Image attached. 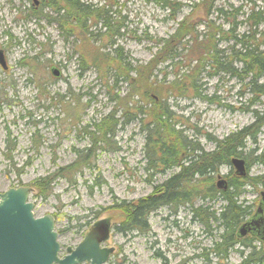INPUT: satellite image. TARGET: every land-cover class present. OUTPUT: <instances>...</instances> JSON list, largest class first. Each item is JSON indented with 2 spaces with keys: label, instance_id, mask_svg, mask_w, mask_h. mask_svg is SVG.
Here are the masks:
<instances>
[{
  "label": "rangeland",
  "instance_id": "rangeland-1",
  "mask_svg": "<svg viewBox=\"0 0 264 264\" xmlns=\"http://www.w3.org/2000/svg\"><path fill=\"white\" fill-rule=\"evenodd\" d=\"M35 1L0 0V51L6 65L0 66V192L19 186L30 188L27 199L33 203L34 216L48 214L54 219L59 256L66 254V247L74 248L89 226L104 221L110 232L102 246L112 249L107 264H240L249 249L235 246L228 250L225 260L211 252L220 230L207 214L220 209L222 201L218 199H195L193 208L202 207L195 216L189 206L175 212L161 206L150 213L148 230L142 233L115 230L125 218L119 208L122 202L155 194L164 180L178 172L176 167L164 170L159 166L154 170L148 166L149 159L154 158L153 150L151 146L146 150L139 120L129 118L115 128L113 137L98 142L100 148L93 150L92 167L84 166L75 173L66 167L79 152L90 148L91 124L112 111V98H122L131 90L125 82L112 85V59L128 57L125 61L131 64L153 59L161 40L169 37L181 20L194 25L198 40L212 36L217 27L226 33L231 24H235L234 34L238 35L250 37L253 29L252 43L261 50L262 26L254 29L252 25L258 13L264 15V0H217L207 15L197 7L200 0H170L182 8L174 19L155 0H89L112 6V12L120 11L118 23L125 17L115 58L106 47L108 37L101 38V31L93 30L94 35L99 33L97 41L93 37L86 41L77 33L65 38L66 33L62 35L58 25L48 21L54 16L52 11ZM220 8L227 14L219 12ZM228 34L223 39L212 38L214 50L227 58L232 44L226 41ZM185 41L177 47L182 54L191 44L188 38ZM166 64L157 66L152 82L164 98L168 96L173 127L205 152L215 149V141L248 127L254 138L244 139L239 158L245 161V167L249 163L248 176L263 174L264 165L257 158L264 157V96L257 90L264 84V74L250 85L248 74L244 77L238 71L236 77L208 67L197 77L200 89L183 97L168 84L181 68L171 69ZM50 67L58 68L59 76L54 77ZM239 67L238 63L233 66L236 70ZM177 85L181 87L182 83ZM137 104L149 111L146 104ZM234 175L242 177L232 165H224L211 177L215 187L221 189L217 181H227ZM45 176L52 183L50 194L43 197L35 184ZM201 183L192 184L193 189L204 192L197 187ZM261 190L264 188L260 184L243 187L239 200L255 212ZM253 242L255 251L263 249L260 240Z\"/></svg>",
  "mask_w": 264,
  "mask_h": 264
},
{
  "label": "trees",
  "instance_id": "trees-1",
  "mask_svg": "<svg viewBox=\"0 0 264 264\" xmlns=\"http://www.w3.org/2000/svg\"><path fill=\"white\" fill-rule=\"evenodd\" d=\"M216 1L200 0L197 7H201L207 15L213 10ZM39 2L52 11L54 16L49 17L48 21L58 25L60 33L62 35L66 33L65 38L71 37V35L75 37L77 33L85 37L86 41L91 37L97 41L99 33L96 32L94 35L93 32L101 31V38L108 37L106 47L111 50L115 58L120 50L116 41L122 35L120 30L125 27L124 22H122L125 17H121L120 23L117 22L120 11L119 13L112 12V6L108 5L107 7L106 3L94 4L89 0L85 2L79 0H39ZM155 2L160 9L166 10L172 19L182 9L180 4L172 3L170 0H155ZM217 10L223 13L221 8ZM226 14L223 13V15ZM257 15L258 17L255 21L253 20L252 26L254 29L262 26L263 31L260 34L264 36V15L261 12ZM234 25L231 24L226 33L217 27L212 36L204 35L198 40L199 36L194 25L181 20L177 23L174 32L161 40L160 48L157 49L153 59L143 64H131L125 61V58L128 57L122 56L115 58L117 60L112 59L109 70L111 76L114 77L112 85L125 82L131 90L126 92L122 98L117 96L112 98V102H114L112 111L91 124L92 132L88 133L91 142L90 148L79 152L76 159L66 168H71V170L73 168L75 173L84 166L92 167L93 150L100 148L97 143H103L107 137H113L115 128L123 125L129 118H131L130 120L137 119L143 125L141 129L145 132L146 150L149 146L153 150L152 156L154 158L149 159L148 166L154 170L159 166L164 170L176 167L178 172L171 174L169 178L164 180L155 194L128 203L122 202L120 205L123 206H119V208H121L125 218L118 227L115 226V230L123 234L132 231L142 233L148 230L147 219L150 213L161 208V206H166L173 212L182 206H189L191 213L195 216L198 211L202 210V207L193 208L195 199H218L222 201L220 209L215 212L211 210L207 214L208 220L218 223L220 230L218 238L211 248L212 254L218 256L220 260H225L228 250L239 245L249 249L246 255L240 251L244 256L240 264H261L264 259V251L261 248L255 251L256 247L253 245V241L259 240V237L250 234L246 237L239 236V227L255 213L252 212V207L248 204L245 205L243 201L239 200V197L243 192V187L260 184L264 188V173L254 177L248 176L249 163L246 162V175L244 177L234 175L229 178L224 189H217L211 177L218 171L219 167L231 166L232 158L241 157L245 147L244 139L247 137L254 138V134L249 132L248 127H243L230 133L222 140L215 141V149L211 152H205L194 147L191 140L187 141L182 136V130H176L173 127L171 123L172 112L170 106L166 104L168 96L164 98L158 89L153 88L156 85L152 82L156 76L154 71L157 66L160 63H167L166 66L171 67V69L181 68L179 71L181 73L176 72L168 83L171 85L170 88L178 90L179 96L184 97L189 92L198 91L201 86L198 82L200 79L197 77L201 71L208 67L215 68L218 73L223 72L236 77L239 76L238 71L242 72L244 77L248 74L250 76L249 84L255 85L256 79L264 74V48L260 50L258 46L253 45L255 30L252 29L250 37L244 34L238 35L234 34ZM225 34H228L226 41L232 42L228 58L220 51L214 50L212 42V38L214 39L215 36L223 39ZM185 38H188L191 44L184 49L185 54H182L177 51V47L186 42ZM235 63L240 65L238 70L233 68ZM194 74L196 75L195 79L192 78ZM179 82L182 83L181 87L177 85ZM258 89L257 91L264 96V84L260 85ZM135 97L136 99L132 101ZM137 103L144 104V106L146 104L147 107L145 106V108L150 107L149 111L143 110L144 107ZM133 112L135 114H132ZM137 114L143 117L137 118ZM263 158L259 155L257 159L264 165ZM57 174L62 175L61 169ZM201 180L202 185L197 187L203 188L204 192L193 189L194 184L201 182ZM51 183L50 177L45 176L40 177L35 186L38 188L39 194L46 197L50 194Z\"/></svg>",
  "mask_w": 264,
  "mask_h": 264
},
{
  "label": "water",
  "instance_id": "water-1",
  "mask_svg": "<svg viewBox=\"0 0 264 264\" xmlns=\"http://www.w3.org/2000/svg\"><path fill=\"white\" fill-rule=\"evenodd\" d=\"M34 3L37 2L34 0ZM0 66L6 68L5 59L0 51ZM54 77L59 76V69L50 67ZM235 173L246 175L245 161L235 157L231 160ZM219 179V177H218ZM217 186L224 189L226 181L219 179ZM30 188L19 186L0 192V264H107L112 249L102 246L107 241L110 227L104 221L88 227L81 241L74 248L66 247L67 253L59 256L60 244L56 241L57 232L54 230V219L45 214L35 217L33 203L27 197ZM262 202L252 215L239 229V236L244 237L248 232L260 234L259 227H264L262 208L264 192H260Z\"/></svg>",
  "mask_w": 264,
  "mask_h": 264
},
{
  "label": "flooded vegetation",
  "instance_id": "flooded-vegetation-1",
  "mask_svg": "<svg viewBox=\"0 0 264 264\" xmlns=\"http://www.w3.org/2000/svg\"><path fill=\"white\" fill-rule=\"evenodd\" d=\"M261 191H263L264 192V190H261ZM260 191V192H261ZM260 192H259V200H258V204H257V207L256 208H258V206L261 204V202H262V197L260 196ZM260 208H262L261 210H262V217H263V220H264V206L263 207H261L260 206ZM254 215V214H253ZM259 231H260V234H262L263 236H260V242H262L263 244H264V227H262V226H260L259 227ZM250 235H253L251 232H248ZM258 240V241H259ZM263 248V251H264V247H262ZM66 253H67V251H66ZM111 255V254H110ZM109 255V256H110ZM109 259V258H108ZM107 259V260H108ZM108 262V261H107ZM84 264H89V263H86V262H83ZM83 263H80V264H83Z\"/></svg>",
  "mask_w": 264,
  "mask_h": 264
}]
</instances>
